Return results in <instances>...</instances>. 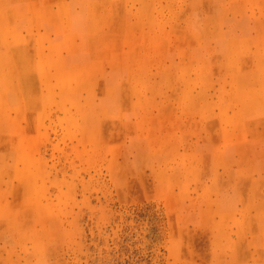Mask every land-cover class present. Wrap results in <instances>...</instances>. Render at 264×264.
Wrapping results in <instances>:
<instances>
[{
    "label": "rangeland",
    "instance_id": "rangeland-1",
    "mask_svg": "<svg viewBox=\"0 0 264 264\" xmlns=\"http://www.w3.org/2000/svg\"><path fill=\"white\" fill-rule=\"evenodd\" d=\"M54 11L60 71L0 74V264H264V0H0Z\"/></svg>",
    "mask_w": 264,
    "mask_h": 264
},
{
    "label": "crops",
    "instance_id": "crops-1",
    "mask_svg": "<svg viewBox=\"0 0 264 264\" xmlns=\"http://www.w3.org/2000/svg\"><path fill=\"white\" fill-rule=\"evenodd\" d=\"M19 7L21 8V6ZM44 8L42 6V10ZM73 21L77 25L79 18L74 17ZM60 28L61 18L56 11H54V15L48 23L44 21L35 22L30 17H16L0 13V62L6 61L7 63L5 66L0 64V74L5 73L11 81L9 84H5L6 87H14L15 81H21V86L25 89H44L46 87L43 77L49 73L60 71L58 68L61 62V59L58 58L60 50L59 48L56 52H52L50 49L46 50L45 47L41 46L40 40L49 36L51 43L59 44L61 40L65 39V35L60 31ZM79 30L80 28H76V31ZM52 33L54 35H51ZM8 35L13 37H7ZM64 55L71 57L70 62H72L73 57L79 54L67 52ZM52 61L57 66L56 70H46L44 66L48 63L51 64ZM33 78H37V81L34 82ZM0 87H3L1 79ZM37 102H45L43 93L39 94Z\"/></svg>",
    "mask_w": 264,
    "mask_h": 264
},
{
    "label": "bare ground",
    "instance_id": "bare-ground-1",
    "mask_svg": "<svg viewBox=\"0 0 264 264\" xmlns=\"http://www.w3.org/2000/svg\"><path fill=\"white\" fill-rule=\"evenodd\" d=\"M71 49V48H70ZM44 57V56H43Z\"/></svg>",
    "mask_w": 264,
    "mask_h": 264
}]
</instances>
